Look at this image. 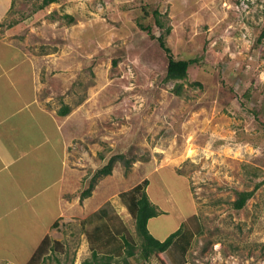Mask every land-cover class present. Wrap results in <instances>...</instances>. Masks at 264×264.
Masks as SVG:
<instances>
[{
    "label": "rangeland",
    "instance_id": "374dc122",
    "mask_svg": "<svg viewBox=\"0 0 264 264\" xmlns=\"http://www.w3.org/2000/svg\"><path fill=\"white\" fill-rule=\"evenodd\" d=\"M41 2L9 0L0 21L34 63L39 101L74 120L64 206L53 223L52 190L35 207L49 234L29 264H80L93 250L110 264H264V0ZM159 35L175 59H198L180 95ZM143 179L159 210L149 232L163 240L187 220L192 235L124 262L122 237L139 242L125 192ZM239 191L252 194L237 209ZM26 236L23 253L37 240Z\"/></svg>",
    "mask_w": 264,
    "mask_h": 264
},
{
    "label": "crops",
    "instance_id": "0c3cea01",
    "mask_svg": "<svg viewBox=\"0 0 264 264\" xmlns=\"http://www.w3.org/2000/svg\"><path fill=\"white\" fill-rule=\"evenodd\" d=\"M8 3L0 0V21ZM24 54L0 31V263L9 264H29L48 236L49 227L40 229L35 210L45 194L53 192L52 223L63 209L66 151L74 129L70 111L60 115L39 101L34 63ZM26 234L37 240L23 253Z\"/></svg>",
    "mask_w": 264,
    "mask_h": 264
},
{
    "label": "trees",
    "instance_id": "16d2710c",
    "mask_svg": "<svg viewBox=\"0 0 264 264\" xmlns=\"http://www.w3.org/2000/svg\"><path fill=\"white\" fill-rule=\"evenodd\" d=\"M57 0H42L40 7H44L48 5L49 3L56 2ZM146 12V11H145ZM153 17L155 24L160 28L164 29V23L162 19H160V14L157 9L153 10ZM140 27L147 31V33H150V27L144 26L143 24L139 23ZM166 31H169V28L166 27ZM264 35V31L262 33V36ZM151 36V35H150ZM157 40L160 44V46L163 48V50L168 54L167 55V64H166V73H165V79L166 80H173L175 81L173 91L180 95L182 94V82L179 80H182L186 78L188 68L198 62V59L196 58H190V59H175L171 53L170 49L165 46L163 35H159L157 37ZM198 82V81H197ZM199 84V82H198ZM69 111V106L66 104H63L58 109V114L65 115ZM122 155H119L118 158H120ZM116 160V157H111L108 162L100 168V170L96 173V175L92 178V182L89 183L88 187L84 189L81 193L82 197H87L90 195L91 189L94 184V179L96 176L99 175H107L111 173L112 166ZM148 183L147 179H143L140 183L133 186L131 189H129L126 194H128V202H127V208L129 213L134 219L135 224V231L138 236L139 242L132 241L129 238L122 237L123 240V246L125 249V255L123 256V261L127 262V258L131 256H135L136 253L139 254L140 257L147 259L151 255H157L158 257L160 254L165 252L173 242H175L179 238H183L187 241V238L185 236L192 235L189 228H187V220H184L181 222V225L178 229H176L174 232L170 233L167 237H165L163 240L156 239L148 230L147 228V222L149 218L154 217L158 215L159 210L157 209V206L150 201L147 193H146V185ZM252 191H239L237 192V198L232 202L233 207L239 209L242 208L246 202V200L251 196ZM46 244H47V237L43 238L37 249L32 255V260L34 258L38 257L40 254H42L46 250ZM100 256V255H99ZM96 250H93L91 253L90 258L84 259L80 264H110L109 259L110 255L105 254L103 257H99ZM105 257L106 260H103ZM127 264V263H126Z\"/></svg>",
    "mask_w": 264,
    "mask_h": 264
}]
</instances>
